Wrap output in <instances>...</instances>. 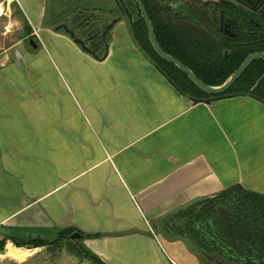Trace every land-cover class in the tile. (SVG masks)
Instances as JSON below:
<instances>
[{"label": "crops", "instance_id": "0c3cea01", "mask_svg": "<svg viewBox=\"0 0 264 264\" xmlns=\"http://www.w3.org/2000/svg\"><path fill=\"white\" fill-rule=\"evenodd\" d=\"M17 1L43 46L0 51V228L78 232L103 264H202L158 219L233 186L264 195V104L184 101L123 23L99 60L47 22L52 1ZM182 213L164 219L170 234Z\"/></svg>", "mask_w": 264, "mask_h": 264}, {"label": "trees", "instance_id": "16d2710c", "mask_svg": "<svg viewBox=\"0 0 264 264\" xmlns=\"http://www.w3.org/2000/svg\"><path fill=\"white\" fill-rule=\"evenodd\" d=\"M254 20V23L244 21L238 36L224 39L222 44L215 40L211 48L206 46L207 40L203 34L192 28L178 25V30L172 32L165 31L160 26L157 28V24L156 28L159 41L164 43V50L182 61L204 83L216 86L222 84L249 53L264 52V2ZM143 32L144 30L136 31V37L149 61L182 96H187L192 102L211 103L224 97L244 95L264 104L263 60L254 61L229 90L219 95H211L199 89L173 64L159 58L149 45L147 37L143 39L145 37ZM214 52L217 55L211 57L210 54ZM222 52H227V57H223ZM194 208L193 205L179 212L180 214L189 212V215L184 225L178 226L174 231L175 234L195 239L201 246L208 243L226 258H230V255H240L250 264H264L263 195L246 191L240 186H233L206 201L198 209ZM192 209L194 211H191ZM229 210L233 211V221L237 223L228 225L225 222L230 214ZM256 216L258 223L255 221ZM57 233L60 238L68 240L69 231ZM2 238L0 249L4 239L12 240L16 246L26 248L42 247L47 244L35 239L31 241L32 243L24 245L11 235L5 234H2ZM80 249L89 254L90 261L103 264L88 250L81 247Z\"/></svg>", "mask_w": 264, "mask_h": 264}, {"label": "flooded vegetation", "instance_id": "af4514ba", "mask_svg": "<svg viewBox=\"0 0 264 264\" xmlns=\"http://www.w3.org/2000/svg\"><path fill=\"white\" fill-rule=\"evenodd\" d=\"M6 7H15L18 9L17 0H1ZM64 1L75 5L70 12L62 10L54 18L55 26L65 24L71 29L75 35L82 39L85 45L93 50L97 55L102 56L105 52V43L103 42V32L107 25L116 20L112 27L105 34L107 49L109 43L108 36L113 35L117 31L120 23L125 25L126 31L131 35L137 47L147 58L146 53L142 50L136 31L143 32V39L147 37V41L153 49L147 32V26L142 16L137 0H50ZM145 7L146 13L150 20L154 36L160 47L164 50V43L158 39L157 28L160 26L165 31H177L178 25L200 31L206 38V46L211 48L215 44V40L223 43L224 39L234 38L240 34V29L244 21L254 23L257 12L263 6L264 0H140ZM5 7V8H6ZM12 15L10 14V19ZM26 21V20H25ZM28 24V23H27ZM157 24V28H156ZM182 26V27H183ZM1 27V23H0ZM28 33L24 36L27 44L30 45V39H33L40 48L41 41L34 35L30 25H27ZM30 28V29H29ZM64 32L62 28L59 29ZM66 33V32H64ZM67 34V33H66ZM68 35V34H67ZM69 36V35H68ZM162 40V39H161ZM145 41V40H144ZM31 46V45H30ZM81 48V47H80ZM154 53L156 51L153 49ZM166 53L174 56L173 54ZM217 54H210L211 57ZM223 57H227V52H222ZM157 56L161 58L158 54ZM175 57V56H174ZM176 58V57H175ZM148 59V58H147ZM162 59V58H161ZM178 59V58H177ZM163 60V59H162ZM149 61V59H148ZM165 61V60H163ZM150 62V61H149ZM182 62V61H181ZM151 63V62H150ZM152 64V63H151ZM153 65V64H152ZM175 66V65H174ZM178 68L177 66H175ZM187 67V66H186ZM179 69V68H178ZM190 69V68H189ZM253 212V210H250ZM225 222L228 225L237 223L233 221V211H228ZM236 218V217H235ZM258 223V217H255ZM206 245L210 246L208 243ZM205 245V246H206ZM212 247V246H210ZM213 248V247H212ZM221 254V253H220ZM229 255V254H228ZM225 257V256H224ZM253 257V256H252ZM226 258V257H225ZM241 264H250L244 261L243 256H233L227 258ZM256 264V263H253Z\"/></svg>", "mask_w": 264, "mask_h": 264}, {"label": "rangeland", "instance_id": "374dc122", "mask_svg": "<svg viewBox=\"0 0 264 264\" xmlns=\"http://www.w3.org/2000/svg\"><path fill=\"white\" fill-rule=\"evenodd\" d=\"M7 5L3 4L0 0V7L2 14L0 15V51L1 48H5L6 46L10 45L17 39H22V43L31 52H36L38 49L33 48L29 44H27V40L24 37L28 33L27 22L25 19L20 15L19 9L11 6L7 10V14H4V9ZM48 6H52L54 11L57 13L61 12L62 10H66L70 12L71 8L74 9L75 5L69 4L68 2L64 1H54L49 2ZM48 7V8H49ZM10 14L12 18L10 19ZM55 21H57V17L55 16ZM50 24H54V20L51 21L50 19L47 21ZM53 28L54 26L51 25ZM40 44V48L43 44ZM1 59V58H0ZM259 194V193H258ZM186 219H181L178 222V226L182 227ZM177 226V225H175ZM21 229V228H18ZM16 228L12 229L7 227L6 229L0 228V244L3 241L2 234L11 235L12 238L18 240L21 244L30 243L31 241L37 239L44 241L47 243L46 245L38 248L35 252L30 255L27 259L22 258L21 256H11L7 255L8 248L12 246L16 248H25V249H33V248H26L16 246L12 240L4 239V244L1 246L0 249V264H80V260H84L82 264H96L94 261H90L88 259L89 254L83 252L80 249V245L76 243L75 240L72 239H63L60 238L58 233L51 232L48 230L43 231L42 229L39 232H30L24 230H18ZM32 243V242H31ZM11 244V245H10ZM37 248V247H35ZM77 253V254H76ZM73 254L74 258H68L69 255ZM200 254V253H199ZM8 256V257H6ZM26 259V260H25ZM202 262V264H219L218 260L215 258H208L205 255H200L198 258V263ZM24 260V261H23ZM210 260V261H209Z\"/></svg>", "mask_w": 264, "mask_h": 264}, {"label": "water", "instance_id": "95a60500", "mask_svg": "<svg viewBox=\"0 0 264 264\" xmlns=\"http://www.w3.org/2000/svg\"><path fill=\"white\" fill-rule=\"evenodd\" d=\"M137 2L139 4L142 16H143L144 21L146 23L148 37H149V40H150V43H151L153 49L156 51V53L163 60H165L166 62H168L170 64L177 66L182 72H184L186 74V76L190 79V81H192L199 89H201L205 93H208L211 95H219V94L226 92L227 90H229L231 88V86H233V84L237 81V79L245 72V70L254 61H256V60H263L264 61V52L257 51V52L249 53L244 58V60L241 62V64L237 67V69H235L222 84L216 85V86L206 84L202 80H200L193 73V71L191 69H189L188 67H186L179 59H177L174 56L166 53L160 47V45L158 44V42L156 41V38L154 36L153 29H152L150 20L148 18V15L146 13L145 7L143 6V4L141 3L140 0H137ZM115 21L116 20H113L110 25H107L105 27L104 32H103V42L105 43V52L102 56L97 55L93 50L88 48L85 45L84 41L82 39L78 38L75 35V33L71 29H69L65 24H59V25L55 26L54 30L57 31L60 28H62L64 30V32H66L69 35V37L73 40V42L78 44L82 50L89 53L94 58L102 60L108 54L107 44H106V40H105V34L112 27V25ZM30 45L33 48H37V44L34 42L33 39H30ZM184 101H188V98L186 96L184 97ZM204 199L205 198H194V199L186 202L185 204L177 206L176 208L172 209L171 211H169L166 214H164L163 216H161L158 219L159 233L161 234V236L166 237L170 240H180V241L184 242V244L186 245L187 249L190 252H198L202 255H205L208 258H215L222 264H241V263H238L236 261L228 260L222 254H220L217 250H215L214 248H212L208 245L201 246L195 239H191L187 236H183V235H179V234H170L167 231L166 225L164 223V219H166L168 216L175 215L180 211L186 210L187 208L193 206L197 202L202 201ZM82 237L83 236L78 232H73V233L69 234V239H81Z\"/></svg>", "mask_w": 264, "mask_h": 264}]
</instances>
